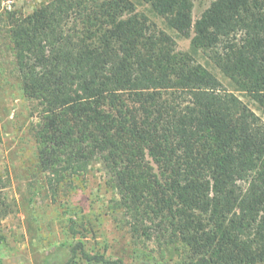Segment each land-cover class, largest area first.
Here are the masks:
<instances>
[{
	"label": "trees",
	"instance_id": "16d2710c",
	"mask_svg": "<svg viewBox=\"0 0 264 264\" xmlns=\"http://www.w3.org/2000/svg\"><path fill=\"white\" fill-rule=\"evenodd\" d=\"M142 1L264 111V0H214L195 23L193 0ZM7 23L52 198L99 171L134 245L183 249L178 264H264V121L246 103L130 0H45ZM68 252L125 264L82 240Z\"/></svg>",
	"mask_w": 264,
	"mask_h": 264
},
{
	"label": "rangeland",
	"instance_id": "374dc122",
	"mask_svg": "<svg viewBox=\"0 0 264 264\" xmlns=\"http://www.w3.org/2000/svg\"><path fill=\"white\" fill-rule=\"evenodd\" d=\"M44 1L0 0V208L9 211L0 222V264H66L68 246L75 240H82L90 253L120 258L125 264L151 259L153 255L157 264L180 263L186 257L183 249L158 255L151 246L134 245L130 234L115 224L109 211L113 194L101 172L76 177V187L67 188L57 198L45 191L44 175L36 167L37 146L32 133L36 106L24 97L11 73L7 39L8 12L28 15ZM130 1L137 12L145 14L176 41L178 51L191 54L264 121L259 105L226 77L203 50L193 47L191 38L169 27L149 4ZM213 1L193 0L194 23ZM70 220L77 224L76 236L70 231ZM75 264L87 263L77 259Z\"/></svg>",
	"mask_w": 264,
	"mask_h": 264
},
{
	"label": "built area",
	"instance_id": "2783aa9c",
	"mask_svg": "<svg viewBox=\"0 0 264 264\" xmlns=\"http://www.w3.org/2000/svg\"><path fill=\"white\" fill-rule=\"evenodd\" d=\"M9 7V9H11V6H8ZM11 11V10H10Z\"/></svg>",
	"mask_w": 264,
	"mask_h": 264
}]
</instances>
